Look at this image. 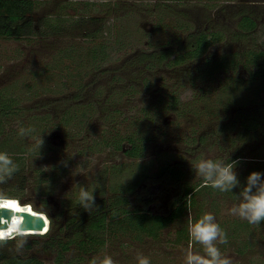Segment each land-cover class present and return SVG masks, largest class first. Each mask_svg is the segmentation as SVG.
Segmentation results:
<instances>
[{
	"label": "rangeland",
	"instance_id": "obj_1",
	"mask_svg": "<svg viewBox=\"0 0 264 264\" xmlns=\"http://www.w3.org/2000/svg\"><path fill=\"white\" fill-rule=\"evenodd\" d=\"M38 1L33 15L40 33L0 36V99L11 104L9 114L0 113V141L7 138L4 152L19 165L12 179L0 184V193L18 192L23 200L19 204L45 213L49 222L41 234L49 231L52 214L51 232L64 235L62 221L71 212L87 213L74 204L80 186L94 190L95 199L151 191L149 198H141L144 204L165 213L179 190L170 178L160 176L162 166L179 165L188 172V181L202 185L192 170L195 162L238 161L239 186L231 192H200L202 210H190L184 220L195 222L210 212L228 236V226L240 230L246 220L228 210L240 202L251 172L262 170L264 180V134L219 130L239 119L241 111L249 114L264 102V81L255 78V66L246 63L264 51V0ZM244 14L256 21L253 30L240 27ZM215 30L222 32V39L197 58L177 64L134 62L143 54L170 49L173 60L185 52L193 33ZM223 57L235 64L204 74ZM172 100L187 113L174 108ZM20 126L36 131L21 137ZM131 133L147 138L140 157L127 155V141L123 149L113 144V135ZM41 136L44 144L39 148ZM18 148L25 152L11 153ZM61 161H67V167ZM182 223L166 228L159 241L113 235L92 258L109 255L116 264H137L140 253L151 264H185L190 238L178 241ZM241 232L240 238L229 236L227 244H218L221 252L234 264H264V222ZM26 238L19 251L14 241L0 247V264L30 256L55 264L52 252L40 251L49 238ZM249 241L251 246H246ZM244 245L248 249H242ZM192 251L204 255L203 246L195 242ZM65 258H81L76 245ZM83 258L80 264H89L88 257Z\"/></svg>",
	"mask_w": 264,
	"mask_h": 264
},
{
	"label": "trees",
	"instance_id": "obj_2",
	"mask_svg": "<svg viewBox=\"0 0 264 264\" xmlns=\"http://www.w3.org/2000/svg\"><path fill=\"white\" fill-rule=\"evenodd\" d=\"M37 3H39L38 0H0V36L24 37L40 33V31L36 30L37 28L34 22L35 17L33 15ZM240 27L244 30H253L256 27V21L251 16L244 14L240 20ZM191 37L192 40L190 45L184 46L185 52L177 54L173 60L170 58L173 54V51L170 49L151 52L150 54H143V57L136 58L134 62H139L141 60L144 61L146 59L148 60V63L152 64L170 62L177 64L181 63L186 58H197L204 55L213 42L222 39V32L216 30L200 31L193 33ZM246 63L255 66L252 73L256 75L255 78L259 77L264 81V51L255 52L250 58L248 57ZM232 64L235 63L232 62L231 59L223 57L219 59L217 64L211 67L212 69H210V72L205 71L204 74H211L213 70H215V67L229 69ZM177 103L178 102L175 100H172V106L178 111L181 110L182 114H184L185 111L186 114V109L182 110ZM10 105L11 104H7L5 99H0V113L3 115L9 114V107L11 108ZM147 115H149V113ZM2 129V125L0 124V137L4 134ZM263 129L264 102H261L260 105L255 106L249 114L245 111H241L239 119L223 124L219 131H238L240 136H245L246 132L249 131H252V133L257 135L264 134ZM112 139L113 144H115V146L119 149H123L122 142L127 141V143H129V147L125 151L127 155L132 157L142 156L145 151V144L148 142L146 136L139 133H131L124 136L113 135ZM6 140L0 141V151L6 150L4 147H6V144L9 143ZM12 152L19 156V153H24L25 151L24 148H18L11 151V153ZM260 172L263 173L262 170ZM188 175V172L179 165L168 164L161 167L160 176L170 178L173 183L178 186L179 190L177 196L171 202L168 211L165 213H155L144 204L145 200L141 198H149L148 195H153L151 194V191L148 194H142L139 190L128 194L118 192L112 193L107 197H102L101 199H95L98 207L94 208L90 212H87L84 216H80L79 213L76 212H71L70 216L67 217L65 221H62L63 224L61 226V230L65 232L64 235L54 234L51 232V230H55L54 217L52 214H48L51 221L49 231L44 234L31 235L49 238L41 245L40 251L42 253L47 251L52 252L55 255V264H80L81 261L83 262L86 259L83 258L85 256H87V259H89L88 261H90L92 256L97 254L113 235L122 234L128 237L132 236L136 240H141L144 236H146L152 238L154 241H159L161 234L165 232V229L179 221L184 223H182V226H180L179 230H177V234L179 235L178 241L187 239L189 238L188 222H185L184 220L187 212L192 209L195 210L196 208L202 210L203 205L200 203L198 198L200 196V192H217V190L211 187H205L202 186L203 184L199 185L188 181ZM148 176L149 174H146L144 180H146ZM141 184L143 183H140V185ZM138 186L139 185L137 184L136 187ZM24 188L25 181L22 180L20 189ZM6 196L14 198L20 202L23 201L18 192H10V194ZM74 204L75 206H79L77 208L82 209L78 203ZM263 222L264 221L261 223ZM245 223L246 224L242 223V226L239 224L240 230H238V228L235 229L236 226L227 227L230 228L228 234L231 239L240 238L242 235L241 231H246L248 226L252 227L253 230L261 224L253 225L249 224L247 221ZM246 244V246H251L250 241L249 244ZM72 245H76L81 258H65L66 253L71 249ZM246 246L244 245L242 249L247 248ZM1 259L2 256H0V260ZM5 264L44 263L42 260L30 256V258H27L26 260L23 258H12Z\"/></svg>",
	"mask_w": 264,
	"mask_h": 264
},
{
	"label": "clouds",
	"instance_id": "obj_3",
	"mask_svg": "<svg viewBox=\"0 0 264 264\" xmlns=\"http://www.w3.org/2000/svg\"><path fill=\"white\" fill-rule=\"evenodd\" d=\"M34 127L20 126L18 135L21 137L31 136L35 132ZM44 144L42 136L38 139V147ZM238 161L225 163L223 160L200 159L192 165V170L203 180L205 187H211L220 192H231L233 188L239 186L235 166ZM67 167V161H61ZM19 171V165L13 158L4 151H0V184L12 179ZM262 173L251 172L246 178V184L240 193V202L233 205L228 211L232 216L246 220L249 224L259 225L264 221V180H261ZM77 201L81 208L90 212L97 208L94 190L80 186ZM19 201L0 193V210H11L17 212L16 207ZM22 216L10 215L8 219L0 215V247L6 246L10 241H14L19 251L28 242L27 236L35 234L23 227ZM41 234V233H39ZM188 234L190 243L185 251V264H234L230 256L221 252L218 244H227L228 236L219 223L216 222L214 214L204 213L195 222L189 219ZM195 242L203 246L204 255L196 254L192 251V243ZM137 264H151L148 256L138 253ZM89 264H116V261L109 255H104L98 259L93 257Z\"/></svg>",
	"mask_w": 264,
	"mask_h": 264
},
{
	"label": "water",
	"instance_id": "obj_4",
	"mask_svg": "<svg viewBox=\"0 0 264 264\" xmlns=\"http://www.w3.org/2000/svg\"><path fill=\"white\" fill-rule=\"evenodd\" d=\"M17 211V210H16ZM19 212L12 213L11 210H0V215H3L4 218L8 219L10 215L18 214ZM24 216L23 227L27 228H35V229H42L46 225L45 218L42 216H34L31 212L24 211L21 212ZM39 234V233H35Z\"/></svg>",
	"mask_w": 264,
	"mask_h": 264
},
{
	"label": "bare ground",
	"instance_id": "obj_5",
	"mask_svg": "<svg viewBox=\"0 0 264 264\" xmlns=\"http://www.w3.org/2000/svg\"><path fill=\"white\" fill-rule=\"evenodd\" d=\"M16 210L19 213L15 214V215L22 216L23 218H24V216L21 214V212H24V211L31 212L32 214H34V216H42L43 218H45L46 225L42 229L27 228V230H30L33 233H39V232L41 233V232H45L46 231V229L48 227L49 218L47 217V215H45V213H43V212H40V213L33 212L30 205H21V204L17 205Z\"/></svg>",
	"mask_w": 264,
	"mask_h": 264
}]
</instances>
